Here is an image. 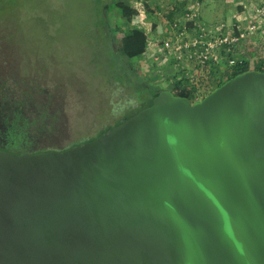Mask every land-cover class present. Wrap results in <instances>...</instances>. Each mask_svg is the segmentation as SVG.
<instances>
[{
	"label": "water",
	"instance_id": "obj_1",
	"mask_svg": "<svg viewBox=\"0 0 264 264\" xmlns=\"http://www.w3.org/2000/svg\"><path fill=\"white\" fill-rule=\"evenodd\" d=\"M0 264H264V72L166 90L67 150H0Z\"/></svg>",
	"mask_w": 264,
	"mask_h": 264
},
{
	"label": "rangeland",
	"instance_id": "obj_2",
	"mask_svg": "<svg viewBox=\"0 0 264 264\" xmlns=\"http://www.w3.org/2000/svg\"><path fill=\"white\" fill-rule=\"evenodd\" d=\"M118 1H105L109 33L129 31L115 6ZM125 1L135 11L145 8L148 26H160L175 3H184ZM242 1L246 0H206L201 6L202 18L206 24L230 22L236 4ZM99 3L100 0H0V148L15 141L19 150H64L104 135L133 112L112 107L120 96L131 91L126 88L121 93L116 88L119 72L124 74L122 62H112L107 49L104 51L105 45L100 43L96 29L100 22ZM141 60L142 57L137 59L136 64L142 73ZM134 93L140 97L139 92ZM44 106L51 109V116L57 115L56 123H47ZM15 123H20L23 130L19 140L13 139Z\"/></svg>",
	"mask_w": 264,
	"mask_h": 264
},
{
	"label": "built area",
	"instance_id": "obj_3",
	"mask_svg": "<svg viewBox=\"0 0 264 264\" xmlns=\"http://www.w3.org/2000/svg\"><path fill=\"white\" fill-rule=\"evenodd\" d=\"M201 6V0H188L172 21L164 15L156 29L147 25L145 8L138 10L139 28L148 36L141 74L169 91L176 87L195 91L192 103L206 96L202 82L209 70L218 83L244 64L235 51L240 39L264 40V0L237 3L232 20L217 24L204 22Z\"/></svg>",
	"mask_w": 264,
	"mask_h": 264
},
{
	"label": "trees",
	"instance_id": "obj_4",
	"mask_svg": "<svg viewBox=\"0 0 264 264\" xmlns=\"http://www.w3.org/2000/svg\"><path fill=\"white\" fill-rule=\"evenodd\" d=\"M106 0H100V22L98 27L96 29L98 30V34L100 36V43L105 45V49H107L109 53V58L116 62H122L121 63V69L123 70V75L119 72L120 78L119 81L117 80L116 88L121 93H123L124 89L128 88L131 92L129 94H126L121 97L120 101L113 104V109L118 111H125L126 108H128L131 112V114L128 115L127 119L122 120L118 123L117 126L125 123L126 121L130 120L131 118L135 117L140 112L150 108L153 105L154 99L161 94L162 92L166 91V88L162 86H158L156 84L151 83L147 79L143 77L140 70L137 69L136 61L142 55L145 53L146 46H147V39L148 36L146 32L139 28V13L136 10H133L130 4H128L125 0H120L117 3H115L116 8L120 11L121 18L126 22V25L129 26L128 29H120V30H114L112 32H108V26H107V18H106V10H107V3H105ZM188 0H184V3ZM206 0H201V3H204ZM182 3L177 4L173 6V8L169 11L170 13L167 14V17L169 21H172L174 18V15L176 13L181 12L182 8L185 6ZM154 28H157V25H154ZM238 55L241 57V59L244 61V64L241 66L236 67L233 72L229 75H227L223 80H220L218 83L213 82V71L209 70L206 73V78L202 82L205 89V95H208L213 90H215L217 87L221 86L228 80L236 77L239 74H243L248 71L256 70L260 72H264V69L262 68V65L264 64V40H262L258 36H252V37H246L244 39H240L236 50ZM108 78L110 76L108 75ZM114 85V84H113ZM57 89L59 87L55 86ZM174 95L182 98H187L189 101H194V93L195 91L190 89H181L179 87H176L175 89L170 90ZM125 92V91H124ZM134 92H139L140 97H136ZM25 93H28V91H25ZM133 93V95H132ZM130 95V96H129ZM139 99V100H138ZM138 100V101H137ZM121 104V105H120ZM45 107V106H44ZM45 107V112H47V123L54 124L57 122V115L54 114L51 116V112L48 110H51L49 108ZM44 112V114H45ZM19 117V116H18ZM20 119V118H19ZM19 119L17 120L19 122ZM20 123H15V128H12L14 130L13 133L15 135L14 138L19 140V136L22 135V126L19 125ZM115 127L108 128L104 134L107 132L113 130ZM103 136V133L101 134ZM101 135L87 139L86 142L93 141L97 138H99ZM15 140V139H14ZM15 142V141H14ZM9 144V146L5 148H0V150H4L10 153L15 154H35V153H45L48 151H60V150H51V149H39V150H26L17 148L16 144ZM83 142V143H86ZM82 143V144H83ZM77 144L73 145L71 148L82 145ZM70 149V148H67ZM64 149V150H67ZM63 150V149H62ZM18 151V152H17Z\"/></svg>",
	"mask_w": 264,
	"mask_h": 264
},
{
	"label": "crops",
	"instance_id": "obj_5",
	"mask_svg": "<svg viewBox=\"0 0 264 264\" xmlns=\"http://www.w3.org/2000/svg\"><path fill=\"white\" fill-rule=\"evenodd\" d=\"M183 5H185V4H183ZM183 8H184V7H183ZM183 8H182V9H183Z\"/></svg>",
	"mask_w": 264,
	"mask_h": 264
}]
</instances>
